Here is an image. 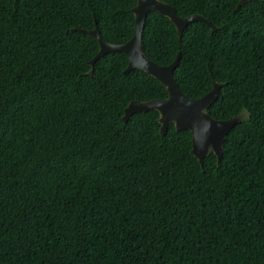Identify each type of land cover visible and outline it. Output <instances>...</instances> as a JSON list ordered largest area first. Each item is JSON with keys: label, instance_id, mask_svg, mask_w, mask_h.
Masks as SVG:
<instances>
[{"label": "trees", "instance_id": "obj_1", "mask_svg": "<svg viewBox=\"0 0 264 264\" xmlns=\"http://www.w3.org/2000/svg\"><path fill=\"white\" fill-rule=\"evenodd\" d=\"M137 0H0V264H264V0H160L201 15L178 39L149 12L146 57L181 53L174 77L198 99L221 83L216 120L248 116L221 163L191 154L189 131L130 102L167 98L128 57L89 72L97 25L113 45L134 33ZM79 29V30H76Z\"/></svg>", "mask_w": 264, "mask_h": 264}, {"label": "water", "instance_id": "obj_2", "mask_svg": "<svg viewBox=\"0 0 264 264\" xmlns=\"http://www.w3.org/2000/svg\"><path fill=\"white\" fill-rule=\"evenodd\" d=\"M254 0H240L235 8L237 11L243 4ZM157 12L168 18L175 26L178 39L181 38L184 28L193 22H202L210 27L211 32L216 31L206 18L201 15H190L179 17L174 8L160 0H137L132 9L135 18L134 33L132 38L120 45H113L106 42L97 25L90 30H79L94 38L99 46L97 54L89 61L91 67L89 74L93 77L94 63L107 53L122 52L128 57V65L125 72L132 70L142 71L158 82L167 91V98L163 100H150L147 102H130L124 109L122 120L126 122L128 118L138 112L155 110L159 113L158 123L160 124V135L164 136L169 124H173L177 132L189 131L192 136L191 154L202 165L203 159L212 152L217 158V165L221 163L223 155V143L227 134L237 124L244 120L248 113L242 111L240 114L227 120H216L208 114V109L218 99L221 83L213 82L212 89L198 99H190L180 90L174 71L179 63L181 53L178 52L173 62L167 66H160L149 60L143 50L142 34L149 12Z\"/></svg>", "mask_w": 264, "mask_h": 264}]
</instances>
